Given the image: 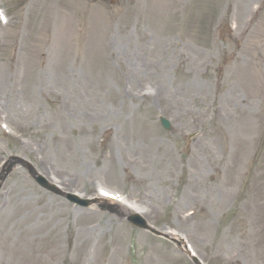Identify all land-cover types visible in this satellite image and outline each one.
Wrapping results in <instances>:
<instances>
[{"label": "rangeland", "instance_id": "374dc122", "mask_svg": "<svg viewBox=\"0 0 264 264\" xmlns=\"http://www.w3.org/2000/svg\"><path fill=\"white\" fill-rule=\"evenodd\" d=\"M0 16V264H193L113 200L66 198L99 189L204 264H264V0H0ZM147 133L174 154L173 174L126 159L129 136ZM139 178L147 204L127 196ZM90 221L95 236L76 241Z\"/></svg>", "mask_w": 264, "mask_h": 264}, {"label": "bare ground", "instance_id": "6f19581e", "mask_svg": "<svg viewBox=\"0 0 264 264\" xmlns=\"http://www.w3.org/2000/svg\"><path fill=\"white\" fill-rule=\"evenodd\" d=\"M81 66L85 67L86 71L91 70L86 65H81ZM78 76H81L82 89H84V91H86V93H88V91L90 89H92V87L94 86V83H92L91 81L87 80L86 76H83L82 73H81V75L78 74ZM98 76H99L97 78L98 82H96V83H98V85L100 86L102 84V79H101L100 75H98ZM87 81L91 82L92 85H88ZM3 110H4V114H3ZM75 111H77V109H75ZM84 114H85V119L88 120V118L90 117L91 113L90 112H85ZM79 115L80 114H78V116ZM9 117H10V115L7 113V111L4 108L0 107V133H2L3 130H4V126H2V122H3L2 120L7 122V119L9 121ZM16 140H17L16 149L18 151H21V152L26 151L27 150V144L21 143L18 138ZM129 140L132 141V144L134 145V147L127 151L126 159H132V164H138V165H140L143 168H147V166L149 165L152 169L155 170V173L158 174V175H171V174H173L176 171L178 163L176 162L174 154L171 152L169 147H167L164 144L152 139V135H150L148 133H147V135L146 134H142V135L133 134L132 136H129ZM140 146L148 147V149L143 150V147H140ZM150 146L152 148L149 150ZM134 150H135V154L132 155ZM29 152H31V151H29ZM67 152L70 155V158H72V157L75 158L76 157L75 154H78V151L74 147L67 148ZM61 153L64 154V152H61ZM36 162L44 163V161L39 160L38 158H36ZM183 166H184L183 163H180V167L183 168ZM44 168H47L46 165H45ZM111 171L116 174V172H118V169H117V167L112 166ZM113 176H117V175H113ZM24 180L26 181L25 178H24ZM67 181H69V180L68 179H66V180L63 179L62 180V184L64 185ZM26 192L30 193V191H28V190ZM127 196L130 199H133L135 201L136 200L137 201H145V203H143V204L149 203V202H147L148 198H149V189L144 184L143 179L139 178L137 180L136 188L131 193H127ZM35 198H37V200L41 199L42 198V194H40L39 196H35ZM110 198H116V197L110 196ZM100 201H102V200L100 199ZM47 202H45L42 205L43 209H46L48 207ZM96 202L98 203L99 199H97ZM22 205H24L23 202L20 203V206H22ZM114 205H115L114 206L115 209L117 211H120L121 213H126V211H124V210L128 209V207H127L128 205L125 206L124 203H122V201L119 202V204L116 203ZM50 208H53V206L50 207ZM90 224L91 225H89V224L83 225L80 234L78 233V235H77L76 241L79 240V242H82V243H84V242L89 243L92 240V238L95 236V230L93 228L94 225H93L92 221H90ZM110 225H112V226H110L111 227L110 234L111 233H117L120 230V228H121V224H119L118 222H114V220L110 221ZM177 239H179V238H177Z\"/></svg>", "mask_w": 264, "mask_h": 264}, {"label": "water", "instance_id": "95a60500", "mask_svg": "<svg viewBox=\"0 0 264 264\" xmlns=\"http://www.w3.org/2000/svg\"><path fill=\"white\" fill-rule=\"evenodd\" d=\"M160 122H161V124H162V126H163L164 128H166V129H170V124H169V122H168L167 120H165L163 117H160ZM36 180H37L38 183H40V185L45 186V181L41 180L40 178H36ZM69 198H70L71 201L76 202V203H78V204H80V205H82V206H83V205L86 206V205L88 204V202H87V201H84V200L80 201V200H76V199L73 198V197H69ZM129 221H130L131 223H133V224H135V225L141 227V228H145V227H146L144 221L141 220V218H139L138 216L131 215V216L129 217Z\"/></svg>", "mask_w": 264, "mask_h": 264}, {"label": "snow or ice", "instance_id": "6c2138e0", "mask_svg": "<svg viewBox=\"0 0 264 264\" xmlns=\"http://www.w3.org/2000/svg\"><path fill=\"white\" fill-rule=\"evenodd\" d=\"M0 19H3V16H0ZM104 195H105V196H107V195H108V193H104Z\"/></svg>", "mask_w": 264, "mask_h": 264}]
</instances>
